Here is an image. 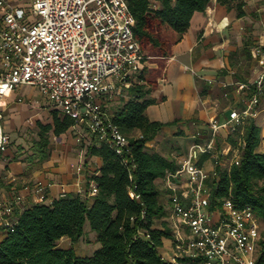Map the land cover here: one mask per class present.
<instances>
[{"label":"built area","instance_id":"obj_1","mask_svg":"<svg viewBox=\"0 0 264 264\" xmlns=\"http://www.w3.org/2000/svg\"><path fill=\"white\" fill-rule=\"evenodd\" d=\"M133 23L127 0H0V100L31 85L71 118L74 128L85 127L95 143L106 141L121 154L128 139L102 102L120 94L143 65ZM251 56L264 65L261 44L252 47ZM238 87L247 93L243 107L232 109L223 122L210 121L205 140L192 142L179 167L166 175L172 235L168 261L174 264H255L261 235L251 208H235L230 199L213 200L207 185L223 156L214 144L220 128L239 133L225 161L240 159L241 127L264 99V70ZM2 117L0 108V153L6 144ZM201 155L211 160L212 172L198 163ZM75 169L80 171L82 163ZM181 173L186 180L180 185L173 178ZM88 187L90 195L97 191L93 181ZM33 192L39 202L46 199L42 185H35ZM21 203L23 196L15 194L0 204V231L12 229Z\"/></svg>","mask_w":264,"mask_h":264},{"label":"trees","instance_id":"obj_2","mask_svg":"<svg viewBox=\"0 0 264 264\" xmlns=\"http://www.w3.org/2000/svg\"><path fill=\"white\" fill-rule=\"evenodd\" d=\"M209 1L127 0L143 60H155L161 66L170 54V46L186 32L193 13L203 11ZM216 1L233 6L238 16L244 14L243 0ZM160 75V69L142 66L126 89L128 99L110 114L111 121L128 139L121 154H116L106 141L86 145L85 156L95 155L101 161L97 175L92 177L97 191L90 195L91 203H87V194L76 193L15 209L12 229L4 231L0 240V264H174L158 253L163 239L172 235L166 221L160 228L155 226L156 220L166 216L155 180L174 172L177 165L145 145L163 125L150 121L145 113L147 106L155 102L149 93ZM36 124L37 137L26 156L29 162L46 159L50 132H65L73 120L54 109L50 123ZM241 129L244 145L240 159L228 164L220 157L209 182L211 198L230 199L239 209L250 207L259 227H264V135L253 118H248ZM134 131L139 135L135 136ZM238 137V132H230L227 140L236 145ZM85 222L98 243L91 255H77L72 247L57 245L62 237L71 242L78 240ZM260 235L255 264H264V228Z\"/></svg>","mask_w":264,"mask_h":264},{"label":"crops","instance_id":"obj_3","mask_svg":"<svg viewBox=\"0 0 264 264\" xmlns=\"http://www.w3.org/2000/svg\"><path fill=\"white\" fill-rule=\"evenodd\" d=\"M243 2L244 14L238 16L233 6L226 7L216 0H210L203 11L193 13L186 32L179 41L170 46V54L161 66L155 60H143V66L148 70H161L157 83L149 93V97L155 99V102L147 106L145 113L150 121L163 123L145 145L149 151L173 159L177 168L188 146L192 142L205 140L210 131V121L223 122L232 109L240 110L243 107L247 93L240 89L238 84L246 83L241 79V68L245 65L246 55L248 60L252 61L250 70L254 77L264 70V65H258L251 56V49L256 44H261L264 52V0ZM253 3H256L257 7L249 9ZM247 36L252 38L253 44L250 49L243 50ZM239 66L241 68H238ZM135 78L136 75L130 79L128 85L122 86L120 94L102 102L104 111L112 114L128 99L126 89ZM17 89L7 92L1 100L8 98V103L13 101L17 96V93H14ZM7 104L0 106L2 115ZM250 118L261 126L264 135L263 98L260 99L256 115ZM2 129L4 132L3 117ZM133 134L138 136L139 132L134 131ZM229 134L227 129L220 128L215 137L216 149L223 151L222 161L230 156L232 144L227 140ZM90 143L95 141L87 129L83 126L74 128L72 125L58 135L50 132L49 154L40 162L14 158L13 154L5 149L0 153V158L3 157L0 159V204L15 194L23 196V203L17 205L16 209L39 203L33 192V187L38 184L45 189L44 203L64 195L73 197L78 191H81L82 195L87 194V203H91L92 198L87 192L88 185L93 180L92 177L97 175L101 161L95 155L85 156V147ZM78 163H82L80 171L75 169ZM198 163L208 172H212L213 165L207 155H201ZM166 175L155 180L157 197L166 215L156 220L157 228L161 227L162 221L171 226ZM212 178L211 175L207 180L209 188ZM173 180L181 185L186 180V174L175 175ZM89 234L94 243H97L94 232L90 231ZM4 236V231H0V240ZM63 239L71 242L68 237H62L60 240ZM158 253L168 260L172 254L170 238L163 239Z\"/></svg>","mask_w":264,"mask_h":264},{"label":"rangeland","instance_id":"obj_4","mask_svg":"<svg viewBox=\"0 0 264 264\" xmlns=\"http://www.w3.org/2000/svg\"><path fill=\"white\" fill-rule=\"evenodd\" d=\"M253 7H257L256 3H253L249 9H253ZM250 36L252 37V34ZM250 36H247L245 38L246 41H244L248 49L253 44ZM245 59L244 67L241 68L244 63L242 61L243 63L238 68L242 69L241 79H244L245 82H250L254 78V73L250 70L252 61L248 60L247 55ZM14 93H17V96L13 98V101L8 103L7 101L10 100L8 98L0 101V106H5L8 103L3 111L4 135L6 136L5 149L10 151L15 158L26 160V156L30 153L31 143L37 137L36 132L38 127L36 123H50L51 112L55 108L47 103L32 86H22ZM19 97L20 101L17 100ZM0 159H3V157ZM226 163L228 162L226 161ZM85 223L81 238L74 242H69L66 239L60 240L59 246L71 245L77 255H91L98 247V243H94L93 237L89 234L91 230L88 222ZM259 228L261 232L264 227L260 224Z\"/></svg>","mask_w":264,"mask_h":264}]
</instances>
